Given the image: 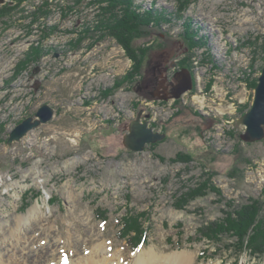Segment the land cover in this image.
<instances>
[{
  "label": "rangeland",
  "instance_id": "obj_1",
  "mask_svg": "<svg viewBox=\"0 0 264 264\" xmlns=\"http://www.w3.org/2000/svg\"><path fill=\"white\" fill-rule=\"evenodd\" d=\"M45 1L29 0L0 23V216L10 220L0 221V229L8 232L16 215L40 203L43 218L28 221V228L43 243L57 242L73 262L105 243L123 264L154 250L187 251L193 264H264V255L228 248L230 237L219 245L190 242L224 217L227 203H264V140L243 142L245 127L238 124L240 110L253 105L264 68V0H191L186 9L178 0H135L164 17L146 40L152 52L135 88L115 86L132 66L116 39L96 41L97 34L78 44L96 18L91 0H47L52 12L41 23L57 27L52 35L33 24ZM18 2L0 0V8ZM181 5L184 12H178ZM62 7L75 8L66 14ZM186 29L197 35L193 49L184 43ZM32 46L43 58L15 79ZM165 57L180 61L177 71L188 69L195 79L181 99H153L145 89ZM44 105L54 109V118L8 144L15 127ZM140 111L142 121L167 138L132 152L123 140ZM179 154L193 159L176 162ZM205 173L222 195L179 209L182 195ZM130 215L141 216L148 229L146 245L135 253L119 237V223ZM203 250L212 259H201Z\"/></svg>",
  "mask_w": 264,
  "mask_h": 264
},
{
  "label": "trees",
  "instance_id": "obj_2",
  "mask_svg": "<svg viewBox=\"0 0 264 264\" xmlns=\"http://www.w3.org/2000/svg\"><path fill=\"white\" fill-rule=\"evenodd\" d=\"M27 1L29 0H19L16 6L5 5L1 7L0 23L6 24L5 18L9 13L14 12L18 6H22ZM178 1L180 4L183 3L185 9L191 4V0ZM80 2L81 0L77 1L79 4ZM89 5L94 8L96 18L93 25L88 26L82 37L78 39V44L81 43L84 37H94L97 34L100 36L96 41L105 37L116 39L118 44L124 49L126 56L131 60L132 66L125 76L117 80L115 86L120 87L121 85L129 84L132 88H135L144 76V66L152 52L146 40L164 22V17L160 14H155L153 9L142 8L135 0H91ZM183 6H179L178 12H184ZM74 8L62 7V10L67 14L74 10ZM51 12V3L46 0L34 12L33 24L41 23L42 18H49ZM41 26L43 27L42 31L47 32L46 34L48 35L54 34L57 28H50L47 24L43 23H41ZM48 31H52L51 34ZM184 32V43L187 45V48H195L197 46V42L195 41L197 35L195 32L190 29H186ZM43 56L44 53L40 47L32 46L25 59L18 64L14 78L18 79L31 63L40 61ZM182 66L189 65L186 62H182ZM256 86L257 83H255V88ZM247 109L240 110V112L244 115ZM1 142L3 141L0 140ZM177 156L178 161L173 160L174 162L182 163L185 160L191 161L193 159V157H186L180 154ZM162 160L164 161L163 158ZM205 174L207 176L204 175L203 181L195 189H191L182 195L181 200L177 204L179 209H184L191 201L199 197L209 194L222 195L220 189L212 181V174ZM226 205L228 209L224 211V217L200 228V236L191 238L190 242H204L203 240H207L209 243L219 245L223 243L226 237H230L234 242L231 245H227V247L233 248L240 255L246 253H250L253 256L264 255V203L259 200H252L251 203H227ZM98 213L100 218L108 221V219H105L107 216L104 212L98 211ZM131 215L124 217L120 221L119 237L125 240L129 250L135 253L146 245L148 229H145L144 221H140L141 216ZM200 258L204 260L212 259L207 250L201 251Z\"/></svg>",
  "mask_w": 264,
  "mask_h": 264
},
{
  "label": "bare ground",
  "instance_id": "obj_3",
  "mask_svg": "<svg viewBox=\"0 0 264 264\" xmlns=\"http://www.w3.org/2000/svg\"><path fill=\"white\" fill-rule=\"evenodd\" d=\"M40 210L41 204L36 203L29 208L26 215L18 214L14 217L8 232L0 229V264H65V261L66 264H123V260H116V254H109L105 243H98L87 257L75 262L62 252L57 242L43 243L42 236L33 232L32 227L28 228V221L43 218L38 215ZM0 217L1 222H10L8 216ZM194 260L193 255L187 251L160 255L154 250L141 253L136 264H193Z\"/></svg>",
  "mask_w": 264,
  "mask_h": 264
},
{
  "label": "water",
  "instance_id": "obj_4",
  "mask_svg": "<svg viewBox=\"0 0 264 264\" xmlns=\"http://www.w3.org/2000/svg\"><path fill=\"white\" fill-rule=\"evenodd\" d=\"M176 85L173 99H181L185 94L194 89L192 73L188 69H182L175 75ZM55 116L54 109L49 105L42 106L35 117H29L15 127L10 133L8 144L19 142L30 131L51 121ZM143 111L130 123L129 132L125 135L123 143L126 149L132 152H143L150 144H156L167 138L165 133H157L144 120ZM238 124L245 127L241 139L245 143H256L264 140V68L258 78L255 88V96L251 109L244 114Z\"/></svg>",
  "mask_w": 264,
  "mask_h": 264
},
{
  "label": "flooded vegetation",
  "instance_id": "obj_5",
  "mask_svg": "<svg viewBox=\"0 0 264 264\" xmlns=\"http://www.w3.org/2000/svg\"><path fill=\"white\" fill-rule=\"evenodd\" d=\"M179 62L175 64L165 57L154 67V77L145 83V89L153 99L168 101L173 97L176 85L175 75L178 72L177 69L181 68ZM193 81L195 83V79Z\"/></svg>",
  "mask_w": 264,
  "mask_h": 264
}]
</instances>
